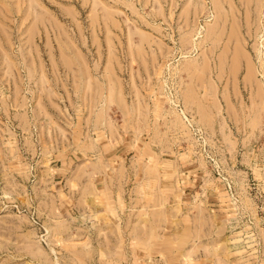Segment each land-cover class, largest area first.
Masks as SVG:
<instances>
[{"label": "rangeland", "instance_id": "374dc122", "mask_svg": "<svg viewBox=\"0 0 264 264\" xmlns=\"http://www.w3.org/2000/svg\"><path fill=\"white\" fill-rule=\"evenodd\" d=\"M0 264H264V0H0Z\"/></svg>", "mask_w": 264, "mask_h": 264}, {"label": "bare ground", "instance_id": "6f19581e", "mask_svg": "<svg viewBox=\"0 0 264 264\" xmlns=\"http://www.w3.org/2000/svg\"><path fill=\"white\" fill-rule=\"evenodd\" d=\"M237 61V60H236ZM250 74V73H249ZM248 76V75H247Z\"/></svg>", "mask_w": 264, "mask_h": 264}]
</instances>
